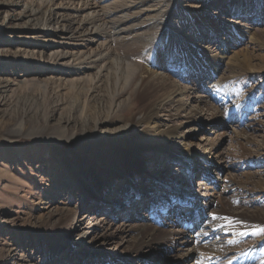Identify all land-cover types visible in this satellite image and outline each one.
Instances as JSON below:
<instances>
[{
	"label": "bare ground",
	"instance_id": "obj_1",
	"mask_svg": "<svg viewBox=\"0 0 264 264\" xmlns=\"http://www.w3.org/2000/svg\"><path fill=\"white\" fill-rule=\"evenodd\" d=\"M101 1L103 0H25L23 6L17 10L22 0H0V26L7 24L9 28L35 30L34 33H42L43 37L51 34L54 38L58 37L63 41L67 39L74 41L70 43L74 46L73 48H62L61 46L66 44L62 41L54 40L45 44L38 41L15 42L17 43L15 45L14 41L7 39L0 40V47L1 52L4 53L23 52L30 56L48 54L51 62L46 63L47 71L41 85L43 89L51 93L48 94L51 103L49 102L50 107L46 118H52L59 111L56 121L59 131L72 128L73 126L69 127L71 125L90 128L88 132L82 131V135L79 136L75 133H71L70 136L63 135L66 143H73L82 148L94 140L105 144L103 148L93 149L90 157L77 148L76 155L74 157L68 155L66 164H63V168L67 170V175H63L65 178H56L57 182H62L68 180L69 175L73 179V185L78 188L77 190L80 189L81 202L84 206L88 205L93 198L98 200L100 198L96 207L105 211L106 208L101 204L111 203V208L107 212L112 211L111 216H101L97 223L90 224L87 223L91 217L88 215L79 230L85 233L84 236L89 231H97V241L91 242L98 244L97 254L105 258L107 262L102 264H162L159 262L162 255L168 261L165 264H214L216 260L225 263L222 260L225 253H233L231 257L239 258V264H264L262 259L258 261V257L252 258L244 251L248 247L239 250L234 246V244L243 243V238L248 241L253 240L252 245L255 248L264 244V232L259 231L264 229V208L242 211L235 209L237 211L232 214L241 219L238 220L225 209V206H228V198L217 196L218 202L213 209L217 213L213 216L209 214L210 211L208 212L209 206L213 204L207 199L209 192L214 195L216 187L223 188L226 185L223 183V178L221 180L217 176V171L226 168L219 162L222 152L218 150L226 132L216 130L212 138L202 136L206 144L203 151L199 153L174 146V143H179L184 137L194 135L203 124H213V129L222 126L224 124L222 113L210 103L206 96L198 93L201 84L191 81L189 86H180L175 83L172 76L146 66L154 63V52L150 54L149 51L152 44L157 43L155 46L159 54L156 58H159L161 53L182 56L181 52H184L190 43L195 48L203 50H201L202 57L195 58L197 64L199 61H204L203 64L208 67L207 65L214 60L208 53L206 45L202 44L204 37L198 29L208 25L209 22L211 26L218 23L220 30L217 33H222L224 29L227 30L225 24L221 22L224 19L221 16L224 14L223 8H234L238 11V15H242L244 13L242 9L245 8L247 1H253L256 9H259L263 0H184L183 2L178 0H106L110 2L105 6L99 4ZM205 13H209L210 17L212 15L211 20L204 16ZM174 24L188 30L191 34L190 39L182 37L180 31L174 30ZM56 26L58 29L55 28ZM249 32L256 44L262 47L264 30L254 28ZM94 40L98 41L96 47H87ZM11 45L15 47L9 48ZM58 45L61 48L57 49ZM140 55L143 59H140L142 58L139 57ZM240 55L242 56L240 59L238 53L233 55L231 60L238 66L230 67L229 71H236L238 68L240 70L246 64L249 66L251 59L254 58V55L248 51ZM182 57L186 65L189 58L186 55ZM217 65L221 67L223 64L217 60L215 66ZM225 65L227 66L228 63L226 62ZM195 71L198 70L194 68L191 72ZM12 72L14 70L0 73V118L8 115L9 107L14 102L13 93L21 82L20 79L8 75ZM199 72L202 73L199 80L213 77L212 72L207 73L206 76L205 72L200 70ZM40 97H33L32 100L40 101ZM29 110L27 112L30 113ZM159 112H166L167 120L171 124L158 122ZM116 114L118 116L114 117ZM24 118L22 115L18 121L19 125L23 124ZM116 119L120 120L117 121L118 125L111 127L116 123ZM152 122L157 123V126L162 129L157 133L151 131L149 125ZM144 123L146 125L141 130L132 131L134 128H140ZM109 128H117L120 131L113 136L102 137L98 136L99 133L96 134L97 130L103 131ZM249 130L251 131H232L228 136L231 140H236L234 144L241 149V157H246L248 156L246 153L252 152L253 149L249 148V145L255 144L264 149V134L258 135L260 139H257V135L253 132L258 131V127L252 129L249 126ZM146 151H150L153 156L143 155L142 153ZM160 152L165 153L162 158L163 164L173 163L176 167H185L187 179L192 177L196 168L204 172V179L207 178L205 181H198L201 182L199 192L202 197L198 198L196 190L185 189V186L177 188L180 194L183 193L185 199L189 200V203L193 201V209L207 213L206 219H203L204 227L202 226L196 234L189 235L188 231L174 226L177 213L170 215L168 211L175 208L177 210V205L166 210L167 215L163 218L154 212L151 215L148 214L146 219L136 214L139 205L142 206L145 197L148 196L146 192L148 190L144 191L146 186L151 185L150 192H153L160 189V182L162 184L164 182L158 181V178L147 172L145 167V163L153 162L154 156ZM191 159L197 161L195 166L188 165ZM165 170L163 169L162 172ZM185 173L181 172L179 177H184ZM226 178L228 184L236 185L251 193L264 185V180L255 173L245 172L239 177L226 175ZM119 179L123 180L122 183L124 182L123 185L126 188L120 183L118 186L121 187L114 189L113 185H117L118 183L115 182ZM136 182L142 185L141 189L145 185L143 194L137 190ZM173 185L174 183H171V187H165L169 188V191L163 192L162 194L165 195L162 196L172 193L170 189L175 188ZM107 186H111L113 190L110 191L109 198L102 199L103 191ZM58 189L59 192H67V187ZM123 189L126 191L124 201L129 213H120L116 202H113ZM243 194V192L231 191L230 196L239 199L244 198ZM160 200L167 202L171 198L164 197ZM44 208L45 212L38 216L39 222L46 221L44 224L53 225L49 228H41L49 229L53 235L56 234L53 238L43 236L50 250L49 254L53 256L64 249V251H70L69 254H73L74 251L71 249L80 248L85 243L80 248L82 251L74 254L78 258L75 263L92 264L93 257L84 250L92 243L86 241L84 237L81 242L74 245L67 236L72 228L67 226L66 222L71 220L69 214L74 209L68 203L51 207L47 201ZM154 209H158L157 206ZM185 209L187 212L185 214L193 211V209ZM155 214L157 215L149 217ZM33 215L31 212L27 216L32 218L30 221H34ZM60 217H63L59 220H62L63 231L58 230L59 226L54 221ZM112 218H116V221ZM14 219L22 220L19 217ZM50 221L53 222L50 223ZM233 222L238 231L227 232L228 224ZM39 228L35 227L33 230L37 231ZM241 233L246 234L241 235ZM252 235L254 239L250 238ZM255 248L252 249L255 251ZM2 252L0 248V255ZM11 263L19 264L17 261H11Z\"/></svg>",
	"mask_w": 264,
	"mask_h": 264
},
{
	"label": "rangeland",
	"instance_id": "obj_2",
	"mask_svg": "<svg viewBox=\"0 0 264 264\" xmlns=\"http://www.w3.org/2000/svg\"><path fill=\"white\" fill-rule=\"evenodd\" d=\"M110 1L103 0L99 2V4L101 6H105L106 4H109ZM183 1L184 0H178V2ZM24 2L25 0L20 2L17 10L23 6ZM244 7L245 8L242 9L244 12L242 15H238V11H235L234 8L227 7L222 9L224 14L221 16L224 19H222L221 22L225 24L224 26L227 29H224L222 33H217V31L220 30L218 28V23H216L215 26H211L209 25L211 22H209L208 25L202 26L198 29L200 30L198 32H200V34L205 38L202 39V44L206 45L208 53L214 60L207 65L208 67L203 64L204 61H199V64H197L195 58L199 57L200 59V57H202V49L200 50V48H195V46L190 45V43L186 50L181 52L182 56L186 55L187 58H189V62L186 63V65L183 57L179 55L170 54L169 56V54L161 53L159 58H156L157 54H159L155 46L157 43L152 44V47L149 50L150 54L154 52V63L152 65H146L148 66L147 68L151 67L155 71H162L165 74L172 76L175 83L180 86H189L191 81H196V84H201L198 93L206 96L210 103L218 108L222 113L224 123L222 126L215 127L213 129V124H203L195 131L194 135L184 137L179 143L173 142L174 146L180 149L188 148L199 153V151H203L204 145L206 144V141H203L202 136L212 138L214 136V131L216 130H224L226 132L223 135L221 143L218 147V150L222 152L219 162L226 168H222L220 171H217L218 178L221 180L223 178V183H226V185L224 186L225 188L216 187L214 189V195L209 192V196L207 198L213 203L208 208V212L210 211L209 214L213 216L217 213V211H213L218 202L216 201L217 196H226V198H228V206H225V209L231 215H233L232 213L237 210L242 211L244 209L264 208V185L251 193L249 191H244V189L236 185L228 184L226 182V175L239 177L245 172L255 173L264 180V149L257 147L255 144L249 145V148L253 149L252 152H254H250L249 154L246 153L248 156L241 157V149L238 148L239 146L237 144H234L236 143V140H231L230 137H228L232 131L239 132L243 130L250 132L251 130H249V126L252 129L256 126L258 127V131L253 132V134L257 135V139H260L258 135L264 134V45L262 47L258 46L249 32L254 28L264 30V0L261 8L258 7L259 9H256L253 1H247L246 6ZM204 16L208 17L209 20L212 18V15L210 17L209 13H205ZM200 21H202V19H200ZM173 27L174 30L181 32L182 37L190 39L191 34L188 30H184L181 26L175 24ZM235 27L239 29L235 30ZM55 28L58 29L57 26ZM34 31L35 30H28L26 28L20 29L19 27L9 28V25L6 24V26H0V40L8 39L10 41H14V43L38 41V43L42 44L55 40L56 42L62 41L66 43L61 46L62 48L74 47L70 44L74 42L72 39L63 41L58 37L54 38L51 34H49L50 36L48 37H43L42 33H34ZM97 42L98 41L94 40L91 44H88L87 47L94 48L96 47V44H98ZM17 43H15V45ZM15 45H11L9 48H14ZM57 47L56 48L59 49L60 46L58 45ZM245 51H248L249 53L251 52L252 55H254V58L251 59V66L246 64L242 66L240 70H238V68L236 71H229L233 68V66H235V68L238 66L236 62L231 60L233 55L238 53L240 59L242 57L240 54ZM10 52L12 51L5 53L1 52L0 47V73L1 71L5 72L14 70V72L8 73V75L12 78L18 80L20 79L21 82H19V87L13 93L14 102L9 107L8 115L4 118H0V248L3 250L0 255V264H12L11 261H17L19 264H78L75 263L78 258H76L74 254H78V251H82L80 248H82L85 243L82 242L84 245L80 248L76 247L71 249L74 251L73 254H69L68 252L70 251H64V249L58 251V253L55 254L56 257H54L55 255L51 256L49 254L50 250L45 243L43 236L53 238L56 234L53 235L49 229L45 230L41 227L49 228L52 227L53 224H44L46 221L39 222L38 216L45 212L44 207L46 201L51 207L54 205L60 206L68 203L69 206L74 209V211L69 214L71 220L66 222V225L72 228L67 234L70 241L74 245L81 242L84 237H86V241H97V231H89L86 236H84L85 233L81 232L79 228L81 224L86 221V217L88 215L91 216L87 221V223L90 224L97 223L99 217L101 216H111L112 214L110 213L112 211L107 213L111 208V203L103 202L101 204L106 208L104 209L105 211H102V208L100 207V209L96 207L100 198L99 200L93 198L88 205L84 206L81 202L80 189L77 190L78 188L73 185V179H71L68 175V180L57 182L56 178L67 175V170L66 168H63V164H66L65 161L68 155L74 157L77 153L76 150L80 149L82 153H85L87 157H90L93 149L103 148L105 144L102 141L94 140L82 148L73 143H66L63 140V138H65L63 135L68 134L70 136L71 133H75L79 136L80 134L82 135V131L86 130L88 132L90 128H88V126L78 127L76 125H71L69 127L73 126L72 128L59 131L58 126H56L59 111H57L55 116L52 118H46L48 116V108L50 107L49 102L51 103V100L49 99V95L51 93L48 90L43 89L41 85L43 84V78L47 71L46 63L51 62L47 56L48 54H44L42 56H30L23 52L14 54H11ZM139 57H142V55ZM140 59H143V57ZM217 60L223 64L221 67L218 65L217 67L215 66ZM226 62L228 63L227 66L225 65ZM194 68L198 71L192 73L191 71ZM199 70L203 73L205 72V76L207 73L210 74L212 72L213 77L208 79L201 78V80H199V78L202 77V73L199 72ZM30 77L34 78L31 79ZM35 95L41 96L40 101L32 100L33 97H36ZM244 108L246 109V116H244L245 120L243 122L244 124H239L235 119H242V114H240V112ZM28 109H30V113L27 112ZM226 111L234 113L228 112L227 114ZM22 115L25 117L24 122L22 125H19L18 121ZM117 116L118 114L114 115V117ZM230 116L235 121L228 122L227 119ZM167 119L168 117L166 112L158 113V122L171 124ZM117 121L120 120L116 119V123L111 127L117 126ZM252 123L253 125H251ZM257 123L260 124L257 125ZM145 125L146 123L142 124L138 129H132V131H139ZM93 127H91V129ZM149 128L151 131L156 133L162 129L154 122L149 125ZM119 131L120 130L117 128H109L103 131L97 130L96 134L99 133L98 136L102 137L113 136L118 134ZM61 142H63V144ZM142 154L145 156H153L150 151L143 152ZM164 155L165 153L160 152L154 156L155 160L153 162L145 163L147 172L152 174L155 178H158V181L163 180L164 182L163 184L160 182V189L153 192H150L152 188L151 185L146 186L148 189L145 188V185L143 186V189L145 188L144 191L148 190L146 191L148 196L145 197L143 205H139L140 207L136 212L138 216H143V219H146V216L148 215L147 209L151 200H153L155 196H162L163 192L169 191V188L167 189L165 187H171V183H174L173 186L175 188H172V190L170 189V191H173L174 193H180L177 188L185 186V189L190 188L192 190H196L198 192V198L199 196L202 197L201 192H199L201 189V182L207 179L202 177L204 172H202L201 169L196 168V170L193 171L192 177L187 179V172L185 173L187 170L185 167H176L173 163L163 164L162 158ZM196 163V160L194 161L191 159L188 162V165L190 164L195 166ZM163 169L166 170L162 172ZM183 171L185 174L184 177L181 178L179 176ZM64 178L65 176L63 179ZM122 181V179L117 180L115 183L118 184L113 185L114 189L116 187L120 188L121 186L118 185L120 183L123 185L124 182L122 183ZM136 184L137 185L135 186L137 187V190L143 194V189L140 188L142 185H139L137 182ZM59 187H67V192H59ZM123 187L126 188L124 185ZM111 190H113L112 187L107 186L103 191L101 198H109ZM231 191H237L239 193L243 192L244 198L234 199L230 196ZM124 192H126L125 189L122 190L121 194L117 196L118 198L116 197V200L113 202H116V206L119 208L120 213H129V209L127 210L125 206ZM218 205H220V203H218ZM31 212L34 214V221H30L32 218L27 217L31 214ZM205 214V217H207V213ZM15 217L22 218V220H16L14 219ZM62 218L63 217H60L54 220L57 222L59 226L58 230L60 231H63L62 220L59 221ZM236 219L241 220L239 217ZM114 220L116 221V218ZM52 222L53 221H50V223ZM128 222L130 221L128 220ZM203 223L205 222L203 221ZM203 223L202 226L204 227ZM234 223L235 222L228 224L227 232L238 231V228ZM35 227L40 228L35 231L33 230ZM250 238L254 239V235L250 236ZM93 242H91V245H88L87 249H84L86 253L93 257V262L91 261V263H105V258H101V255L97 254L98 244H93ZM252 243L253 240L248 241L246 238H243V243L234 244V246L239 248V250H243L245 247H248L244 249L245 252L250 254L252 258L258 257V261L261 259L264 261V244L255 248ZM252 248H255V251ZM66 249L70 250L69 248ZM11 250L12 252H10ZM116 252L118 251L116 250ZM257 252L259 256H257ZM232 255L233 253H225L222 260H224V262L227 261L228 263L232 261V259H236L231 257ZM162 256L159 258V262L162 264L168 263L166 257ZM218 261L221 262V260ZM235 263L239 264L238 262Z\"/></svg>",
	"mask_w": 264,
	"mask_h": 264
},
{
	"label": "snow or ice",
	"instance_id": "obj_3",
	"mask_svg": "<svg viewBox=\"0 0 264 264\" xmlns=\"http://www.w3.org/2000/svg\"><path fill=\"white\" fill-rule=\"evenodd\" d=\"M215 218V217H214ZM260 232H264V229H260ZM246 233H241V235H245Z\"/></svg>",
	"mask_w": 264,
	"mask_h": 264
}]
</instances>
